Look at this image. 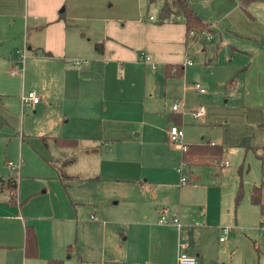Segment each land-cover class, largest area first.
I'll use <instances>...</instances> for the list:
<instances>
[{
  "label": "crops",
  "instance_id": "crops-1",
  "mask_svg": "<svg viewBox=\"0 0 264 264\" xmlns=\"http://www.w3.org/2000/svg\"><path fill=\"white\" fill-rule=\"evenodd\" d=\"M228 2L231 6L224 16L232 22V33L239 38L254 37L258 35L251 32L255 24L264 39V19L256 24L255 17L241 9L239 0ZM207 3L209 6L210 0ZM134 4L133 14L129 7ZM189 4L194 10L190 0ZM143 10V0H0V67L4 71L13 64L2 55L8 51L12 55L11 50H20V57L24 56L21 80L0 71V116L10 134L21 127L15 136L20 172L28 168V163L22 166L21 161L29 155L27 138H38L44 149L54 154L39 158L52 172H33L48 182L37 178L43 184L30 192L23 190L27 183L20 173L14 200L0 183V264H48L49 260L62 264H177L181 243L199 264H264V219L259 207L250 202L251 188L259 186L264 205V104L255 102V93L246 95L249 99L241 104L245 110L239 116L220 115L217 122L222 127L209 138L183 139L185 145H221L222 161L228 162L221 172L218 166H186L190 172L184 184L183 176L169 180L158 165L121 179L114 177L122 172L109 173L118 185L130 188L125 190L123 206H118L119 200L111 201L101 213L89 200V181H85H101L99 175L90 177L72 170L81 153L95 160L103 150L121 142V135L136 144L140 132L131 138L118 112L122 103L141 102L136 82L141 59L151 68L163 66V70L168 64H183L184 70L192 64H185L190 60L184 25L156 24L157 9L155 16L149 17ZM96 44L102 48L96 50ZM259 47L264 50V43ZM29 91L35 92L39 103L30 109L33 115L24 126L18 114L27 108L22 97ZM206 117L205 113L201 120ZM42 137L47 138L46 144ZM57 138L74 139L77 146L58 148ZM244 138L255 152L239 145ZM161 139L162 135L152 133L149 140L155 143ZM81 144L86 148L79 153ZM250 155L259 163H249ZM70 157L75 159L62 168L68 179L63 181L55 166ZM181 157L182 151L180 161ZM1 169L3 183L15 176L7 166ZM240 180L243 197L235 206ZM37 196L47 198L49 204L38 206L34 203ZM47 206L48 214H38ZM163 214L168 220L177 217L179 225L161 223ZM61 221L75 222V239L59 227L53 230ZM27 226L36 233V258L25 254ZM224 227L231 231L220 241Z\"/></svg>",
  "mask_w": 264,
  "mask_h": 264
},
{
  "label": "rangeland",
  "instance_id": "rangeland-1",
  "mask_svg": "<svg viewBox=\"0 0 264 264\" xmlns=\"http://www.w3.org/2000/svg\"><path fill=\"white\" fill-rule=\"evenodd\" d=\"M233 1L236 3V0ZM190 3H192L194 10L196 9L197 13L209 23L211 31L199 34L188 45L187 59L192 64L185 66L184 75L181 78L165 79L163 66L151 68L152 66L149 65L148 61L140 60L141 66L136 73V82L141 102L138 105L122 103L118 112V118L121 120L123 129H129L128 135L131 138L135 137V133L140 132L141 135L136 137V144L128 143L125 141L127 137L121 135L124 141L114 144L108 150H103L102 154L95 160H90L81 153L78 163L72 167L73 171L81 170L88 173L90 177L99 175L98 178L100 177L101 181L95 179L85 181H89L86 182L87 188L90 190L89 200L93 205L99 207L98 211L101 213L106 207H109L111 201L119 200L118 206H123L125 203L124 193L130 187L118 185L114 178L136 176L141 170L143 172L145 168L147 169L151 165H158L163 168L169 180H176L180 175L189 179L190 171L180 161L181 149L174 147L168 138L171 125L169 116L173 113L171 107L175 102L182 103L186 110L185 113L182 110L174 112L181 116L185 142H194L189 141L190 139L200 140L201 135L206 136V138L212 136L217 129L222 127L217 122L218 118L222 117L220 115L236 113L239 116L242 114L245 108L241 107V104H244L246 95L252 97V94L255 93V102H263L264 104V50L259 47L264 43V39L257 33L258 29L255 24H252L254 28L251 29V32L258 35L250 38H239L238 35L232 33L233 29L229 27L232 23L230 19L224 16L225 10L231 6L228 0H210L209 6L207 0H190ZM159 6L160 1L147 5V2L143 0V11L148 17L155 16L156 9L158 17ZM129 8L133 10L134 14L135 4ZM248 11L255 17V23H259L258 21L264 19V2L252 3ZM241 13L239 15H245L244 12ZM240 26H244V24H239ZM16 40L14 35L12 41L15 42ZM232 47L241 51L233 52ZM11 51L12 55L9 51L2 55L12 61L13 64L7 65L6 69L3 64L5 70L3 71V68L0 67V71L3 75L5 73L8 77L19 81L21 80V53L20 50ZM212 57L214 60L208 62ZM242 66L248 67L244 70L245 72L238 73ZM234 76H236L235 85L231 89L225 90V82ZM196 85L204 89V92L199 93L195 89ZM199 108L204 109L206 119L193 118L191 111ZM32 115L28 107L22 112L20 111L18 114L19 123L21 125L24 123V126L27 125ZM3 122L4 119L0 116V170H3L1 168H5L8 162L16 165L17 172L14 175L20 180L19 175L22 174L21 179L27 183L23 190L30 192L36 186L43 184L37 178H45L44 176H34L32 175L33 172H52L51 168L46 163L40 162L39 158H51L54 154H49L38 138H27L28 146H25V149L29 155L22 158L21 161L23 162L22 166L28 163V168L21 173L19 143L15 142V136L17 132H21V127L20 130L11 131L10 134L8 127ZM152 133L157 136L162 135L161 142L159 140H156L155 143L151 142L149 139ZM85 148L81 144L77 152H84ZM36 160L39 161L38 165H35ZM247 160L251 164L253 161L259 163L252 155L248 156ZM176 170L177 172L178 170L181 171V173H177ZM202 171H205L204 168ZM116 172L122 173L114 178L109 177V173ZM32 181L37 184L32 183ZM42 181L48 182L45 179ZM116 185L118 186L114 187ZM35 199L34 203L38 206L49 204L47 198L37 196ZM43 211L44 213L38 214H48L50 206L43 208ZM44 223H49V221ZM74 224V221H61L59 224L53 225V230L59 227L74 238L76 232Z\"/></svg>",
  "mask_w": 264,
  "mask_h": 264
},
{
  "label": "trees",
  "instance_id": "trees-1",
  "mask_svg": "<svg viewBox=\"0 0 264 264\" xmlns=\"http://www.w3.org/2000/svg\"><path fill=\"white\" fill-rule=\"evenodd\" d=\"M160 1L158 17L156 18V24H165V23H181L185 27V35L187 46L190 45L191 41H194L199 34L205 31H211L210 25L207 21H205L200 15H198L190 6L189 0H146L147 5L154 4ZM255 2H264V0H239V5L241 9L245 12V14L249 15L247 11V7ZM192 32L193 35H190ZM101 44H96L95 49L100 50ZM214 57L210 58L208 62H212ZM246 66L241 68L240 71L245 70ZM184 74V65L183 64H168L164 68V75L166 79L169 78H181ZM237 76V75H236ZM236 76L230 78L225 83V89H231L236 82ZM169 121L172 125H176L181 127V116L177 114H171L169 116ZM42 142L44 144L47 143V138L42 137ZM248 138H244L240 141L239 145L245 148V150L256 151L253 147L249 145ZM56 146L58 148H75L77 146V141L74 139H63L57 138L55 139ZM223 147L221 145H211L207 144H190L185 145V150H182L181 163L184 166L192 167V166H209L215 167L219 166L222 162V154ZM260 160L261 156L256 155ZM74 157H70L61 161L59 166H55L58 170L59 179L65 181L68 180L64 175L62 168L67 164H70L74 161ZM243 167L241 166L239 169V176H241ZM0 183L2 184L1 189L3 192L9 194V197L14 200L17 191V177H10L5 183L0 179ZM243 197L242 192V183L240 180V184L235 195V206H237ZM250 202L253 205H257L259 207V212L261 218L264 219V205L261 203V187L253 186L251 188L250 193ZM71 245L67 246V250L70 251ZM25 254L27 257L36 258L38 256V245H37V237L35 230L32 226H27L25 229ZM48 264H62L61 261L49 260Z\"/></svg>",
  "mask_w": 264,
  "mask_h": 264
},
{
  "label": "built area",
  "instance_id": "built-area-1",
  "mask_svg": "<svg viewBox=\"0 0 264 264\" xmlns=\"http://www.w3.org/2000/svg\"><path fill=\"white\" fill-rule=\"evenodd\" d=\"M190 35H193L192 32ZM143 56V55H142ZM24 58L23 55H21L20 60L22 61ZM146 60H148V57H145ZM185 64H191V61H186ZM195 89L203 93L204 89H202L199 85L195 86ZM39 103V97L35 94L34 91H29L27 92L23 97H22V105L25 107H28L29 109L33 110L34 106ZM173 112H178L181 111L185 113L184 105L182 103H174L171 107ZM204 109L199 108V109H194L191 111V114L194 119H201L204 116ZM183 130L181 127H178L176 125H170L169 127V142L174 145L175 147H178L182 150H185V144L183 142ZM211 145H214V143H210ZM228 165L227 161H222L220 165L218 166L219 171H223V169ZM8 169L14 174L17 172V166L12 164L11 162L7 163ZM179 171V170H178ZM181 172V171H179ZM186 182L185 177H181V183L184 184ZM159 221L161 223H167L171 222L176 225H179V220L177 217H171L170 220H168L167 215L163 214L161 215ZM261 228L264 229V223L261 225ZM231 231L230 227H224L222 228V236L220 237V241H223L225 239V236ZM185 244L181 243L179 245V253L177 257V264H199L197 261V258L194 255L189 254L185 250Z\"/></svg>",
  "mask_w": 264,
  "mask_h": 264
}]
</instances>
